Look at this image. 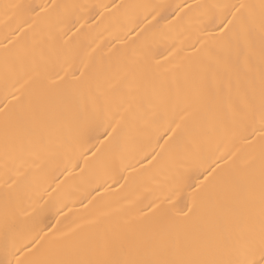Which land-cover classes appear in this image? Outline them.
Instances as JSON below:
<instances>
[{"label": "bare ground", "instance_id": "1", "mask_svg": "<svg viewBox=\"0 0 264 264\" xmlns=\"http://www.w3.org/2000/svg\"><path fill=\"white\" fill-rule=\"evenodd\" d=\"M260 2L0 0V264H30L34 254L22 245L36 233L43 250L50 230L82 235L92 220L150 222L157 208L185 203L193 169L211 165L209 171L223 174L258 154L264 143L259 125L252 131L233 124L240 94L225 92L206 110L185 87L183 72L173 69L194 59L220 61L221 69L226 57L235 61L216 26L235 11L224 6ZM251 45L258 51V9ZM245 46L241 38L242 66ZM46 69L99 84V103L89 105L91 130L81 135L68 121L42 143L26 144L22 158L18 145L6 154L5 116L58 79H45ZM186 146L194 154H186ZM6 162L16 181L11 189Z\"/></svg>", "mask_w": 264, "mask_h": 264}, {"label": "snow or ice", "instance_id": "2", "mask_svg": "<svg viewBox=\"0 0 264 264\" xmlns=\"http://www.w3.org/2000/svg\"><path fill=\"white\" fill-rule=\"evenodd\" d=\"M4 7L8 10L19 6ZM224 7L235 11L231 19L225 13L220 24L225 19L228 23L222 28L220 24L216 26L223 46L234 51L237 59L226 57L222 69L220 61L194 59L173 71L183 72L185 87L206 110H214L222 95L235 89L242 107L234 110L233 124L251 126L252 131L258 124L262 130L260 140L264 141V0L259 5ZM257 9L258 51L251 45ZM229 29L233 30L231 36ZM241 38L246 42L243 66L239 61ZM52 75L58 79L43 84L19 113L6 114V154L10 145L14 150L18 145L17 155L22 158L26 144L42 143L56 126L68 121L81 135L90 132L93 111L89 105L99 103V84L93 80L84 83L82 77L68 81L58 71L45 70V79ZM132 75L136 76L135 71ZM141 76L147 78L148 71ZM108 90H112L111 85ZM185 152L194 154L187 146ZM209 167L193 169L187 183L191 191L182 206H161L150 222L105 224L92 220L86 222L91 231L82 235H76L78 229L60 236L50 230L46 235L52 239L43 250L44 238L36 240L38 233L32 235L22 245L34 254L30 264H264V143L257 155L242 160L226 173H219L218 168L209 171ZM10 171L6 162L8 189L16 183ZM9 180L12 184H8ZM5 229L7 240V220Z\"/></svg>", "mask_w": 264, "mask_h": 264}]
</instances>
